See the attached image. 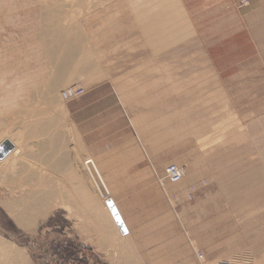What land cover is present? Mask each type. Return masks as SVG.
Listing matches in <instances>:
<instances>
[{"label": "rangeland", "instance_id": "1", "mask_svg": "<svg viewBox=\"0 0 264 264\" xmlns=\"http://www.w3.org/2000/svg\"><path fill=\"white\" fill-rule=\"evenodd\" d=\"M62 1L8 0L15 10L4 15L14 16L18 22L27 14L39 19V36L34 39L39 41L37 47L54 50L45 76L53 79L63 64L68 65L64 73L69 70L71 73V82L59 87L61 102L64 103L61 91L72 86L82 88L85 93L97 85L105 92L117 94L124 116L117 139L120 136V140H138L153 159L158 161L167 154L166 166L174 164L184 168L185 177L181 183L162 181L161 174L158 183L153 179L148 186H151V190L157 188L164 192V188L165 192L181 194L178 201L184 209L183 264H198L194 256L196 251L203 252L205 259L202 264H264V0H168L171 7L177 4L172 7L174 12L182 16V20L186 18L190 28L181 35L179 29L173 32L169 30V43L164 29L154 26V21L150 20L156 10L163 8L162 0ZM65 1L72 3L67 5ZM85 3L89 8L85 7ZM2 6L6 7L5 4ZM145 13L150 15L145 16ZM69 21L72 22L66 26ZM64 22L66 25L63 24V27ZM43 29L47 35L42 34ZM62 30L69 45L75 44L89 64L86 60L71 64L65 58L63 62L58 59L63 50L60 45ZM103 35L105 37L102 39ZM157 36L160 38H154ZM19 40L21 44L22 38ZM14 41L18 42L16 38ZM15 51L11 49L6 58L10 61L20 60L22 54ZM5 53L0 52L1 61L6 59ZM216 65L219 66L217 69ZM15 67L8 68V71H17ZM49 86L36 84L29 94L36 97L47 94ZM10 105L16 106L15 102ZM15 106L9 107L8 111L0 108V118L3 119L2 122L0 120V140L7 136L19 150L11 159L13 161L0 164V241L18 252L21 264H144V261L129 260L128 247L115 233V226L104 212L101 216V211H104L102 199L109 198V190L88 158L89 154L74 127L66 133L71 143V167L68 165L65 173L60 171L54 174L46 166H32L22 158L23 144L32 140L37 143L43 141L30 137L29 133H21L22 125H38L41 121L29 115L22 116L23 110H16ZM14 111H20V115H17L20 118L13 114ZM5 112H10V116H5ZM51 119L56 126L65 125L63 117ZM211 121L212 124L209 123ZM198 134L205 140L199 142ZM35 135L38 137V133ZM54 135L59 134L52 133ZM88 164L92 165V171L98 177L105 195H101ZM155 166L158 170L166 167ZM59 167V164H55L54 169L59 170ZM33 168L37 177L45 179L32 181ZM69 168L72 170L69 171ZM68 171L73 172L70 174ZM49 176L53 179L48 180ZM66 176L75 184L71 185L68 178L65 182L63 178ZM82 178L85 180L81 181ZM82 183L87 189L86 197L95 199L87 207L76 196L79 193L72 191L83 190L79 187ZM43 195L46 197L41 199L40 208L50 210L47 216L38 218L29 229L21 227L14 217L23 207L21 202L31 198L29 196L40 198ZM6 204H14L21 209L17 207L15 211ZM104 218H107L111 228L104 227ZM105 232L116 234L113 240L109 238L110 244L104 246L108 250L113 248L115 253H95L91 246L80 242L81 236L85 242L87 238L93 239L96 233L101 239Z\"/></svg>", "mask_w": 264, "mask_h": 264}, {"label": "crops", "instance_id": "2", "mask_svg": "<svg viewBox=\"0 0 264 264\" xmlns=\"http://www.w3.org/2000/svg\"><path fill=\"white\" fill-rule=\"evenodd\" d=\"M6 3H8V0H0V52H8L11 49H20L21 51L36 49L34 46H38L39 41L34 39L39 36V19L32 14H27L18 22L14 16L4 15L6 11L2 9V5ZM13 38L18 41L19 38H22V43L18 42L19 44H15ZM218 67L217 65L215 66L216 69ZM7 68V66H2V63L0 64L1 106L6 105L8 108L9 102L10 104L15 102V104H21L19 105L21 108L16 105V110L24 108V112H21L22 116L24 114L33 118H37L38 114L41 116L38 117L41 124L23 125L21 128V132L24 134L29 133L30 137L44 140L38 144L33 140V142L30 141L23 144L22 158L32 166H46L47 170L54 174L60 171L65 173L67 166L71 163V143L66 133L74 127L75 132L84 145V149L89 154L88 158L92 160L99 175L107 185L109 198L123 222L126 231L124 236L121 235L119 230H117V233L114 226H112L115 233L123 239V244L128 247L126 252L129 254V260L144 261V264H183L181 257L183 256L185 241L184 209L183 204L178 201L181 198V194L165 192L164 188L162 189L164 192H160L157 188H152L151 190V186L148 188L153 179L158 183V178L161 174L163 175L165 167L162 170H158L155 164H158L159 167L166 166L168 156L164 154L157 161V159H153L150 156L140 141L120 140V136L117 139V134L121 131L124 118L122 113L123 106L117 94L105 92L103 88L96 85L87 89L75 102H61L57 93L58 90L55 91V89L53 93H51L52 90H48L47 94H39L36 97L29 94L36 84L56 85L59 89V87L71 82L70 70L62 76L56 78L54 76L53 79L49 80L47 76L40 77L36 72L37 70L33 68L29 81L26 80L25 84H16L12 88L13 84L8 78L7 70L5 72L2 71ZM23 103H25V106ZM32 108H37L36 114H33L36 110H32ZM5 114L7 115L8 113ZM17 114L20 115V112H17ZM50 117H63L65 125L56 126L53 120H50ZM44 119H47L46 123H44ZM23 128L24 130L22 131ZM25 130L28 131L25 132ZM52 131L57 132L59 135L52 136ZM36 133H38V137H36ZM32 145L31 153L28 147ZM26 150L28 151L26 152ZM24 152L27 154L25 155ZM55 164L62 166L60 167L62 170L60 168L59 170L54 169ZM179 167L183 170L184 178L185 170L183 167ZM34 169H32V181L45 179L44 177H37L36 169ZM47 178L48 180L53 179L51 176ZM159 186L162 187L161 185ZM103 212L101 211V216ZM108 224L110 223L107 218H104V227L111 228ZM115 233L107 234L105 232L101 239L100 235L96 233L93 239L87 238L85 242L83 236H81L80 242L91 246L95 253L103 254L105 251L115 253L113 248L108 250L104 247L110 244L113 237H116ZM117 243H119V240Z\"/></svg>", "mask_w": 264, "mask_h": 264}, {"label": "bare ground", "instance_id": "3", "mask_svg": "<svg viewBox=\"0 0 264 264\" xmlns=\"http://www.w3.org/2000/svg\"><path fill=\"white\" fill-rule=\"evenodd\" d=\"M61 1V0H60ZM64 1V0H63ZM62 1V2H63ZM69 1V0H68ZM77 1V0H76ZM93 1V0H92ZM121 1H123V0H121ZM147 2L149 1V0H146ZM152 1V0H151ZM154 1V0H153ZM156 1H158V0H156ZM66 3H67V5H68V3L69 2H67V1H65ZM74 2V1H73ZM78 2H80V3H83V1L81 2V1H78ZM124 2V1H123ZM123 2H122V4H123ZM132 2V1H131ZM222 2V1H221ZM43 3V2H42ZM72 2H70L69 4H71ZM87 4H88V1L86 2ZM86 3H85V7L86 8H89V7H87L86 6ZM144 3V2H143ZM153 3V2H152ZM156 2H154V4H155ZM158 3V2H157ZM162 3L164 4L163 5V8H161L162 9V12H161V9L159 10H156V9H154V10H156V13H155V15L154 16H152L151 18H150V20L152 19L153 21H154V26H157L159 29H164V32H166V38H167V42H168V34L170 33V31L171 32H173V31H176V30H178L179 29V35H181L182 33H187V31L190 29L189 28V22L187 21V19L186 18H184L183 20L181 19V17L182 16H179V14H177V12L175 13L174 12V8H172V7H174V6H176V5H174V6H172L171 7V5H169L168 4V0H162ZM161 3V4H162ZM57 4V3H56ZM95 4V3H94ZM120 4V3H119ZM122 4H120V5H122ZM247 4V3H246ZM6 5V7H3L2 9L3 10H5L6 12L5 13H7V12H9V11H12V10H15V8H14V6H10V2H8V3H6L5 4ZM46 5V4H45ZM54 5V4H53ZM64 5V4H63ZM95 5H97V4H95ZM103 5V4H102ZM101 4H98V6H102ZM106 5V4H105ZM115 5V4H114ZM139 5V4H138ZM138 5H136V6H138ZM146 5V4H145ZM156 5V4H155ZM154 5V6H155ZM158 5V4H157ZM156 5V6H157ZM9 6L11 7V9L9 8ZM83 6V5H82ZM81 6V7H82ZM89 6H91V5H89ZM125 6V5H124ZM151 6H153V5H151ZM13 7V8H12ZM96 7V6H95ZM128 6H126V8H127ZM139 8H140V6H138ZM137 7V8H138ZM143 7H144V5H143ZM150 7V6H149ZM65 8V7H64ZM98 8V7H97ZM155 8H157V7H155ZM99 9H101V8H99ZM107 9V8H106ZM114 9V8H113ZM113 9H112V11H113ZM129 9V8H128ZM141 9V8H140ZM177 9H178V7H177ZM125 10V9H124ZM131 10H133L132 8H131ZM135 10H137V9H135ZM146 10H148V9H146ZM153 10V11H154ZM108 11H111V9L110 10H108ZM128 11V10H127ZM138 11V10H137ZM143 12H144V10H142ZM178 11V10H177ZM86 12H87V10H86ZM90 12V11H89ZM89 12H87V13H89ZM97 12V11H96ZM102 12V11H101ZM105 12V11H104ZM103 12V13H104ZM106 12H107V10H106ZM155 12V11H154ZM154 12H152V13H154ZM179 12H180V10H179ZM116 13V12H115ZM151 13V12H150ZM162 13V14H161ZM62 14H65V13H62ZM146 14V13H145ZM149 14V13H148ZM186 14V13H185ZM93 15V14H92ZM112 15H114V14H112ZM137 15V14H136ZM138 15H140V13L138 14ZM142 15H144V14H142ZM150 15V14H149ZM149 15H145V16H149ZM152 15V14H151ZM181 15H183V13L181 14ZM91 16V15H90ZM101 16H103V15H101ZM184 16V15H183ZM94 17V16H93ZM95 17H96V14H95ZM107 16H105V18H106ZM143 17V16H142ZM142 17H141V19H142ZM62 18V17H61ZM109 19H110V17H108ZM134 18H135V16H134ZM87 19V18H86ZM137 19H138V17H137ZM147 19V18H146ZM146 19L144 20V21H146ZM73 20V19H72ZM112 20V19H111ZM116 20H118V19H116ZM143 20V19H142ZM150 20H148V22H150ZM104 21H106V20H104ZM50 22V21H49ZM63 22V21H62ZM70 22H72V21H69V23H67V25L65 24V22L64 23H62V25L63 24H65L66 26H68V25H70ZM101 22V21H100ZM107 22V21H106ZM110 22V21H109ZM140 22L142 23V21L140 20ZM140 22H139V25H140ZM74 23V22H73ZM133 23H134V21H133ZM137 24H138V22H137ZM137 24H135V25H137ZM71 25H72V23H71ZM100 25H102V22L100 23ZM116 25V24H115ZM104 26V25H103ZM111 26V25H110ZM116 26H118V25H116ZM148 26H149V24H148ZM152 26V25H151ZM63 27H64V25H63ZM112 27V26H111ZM110 27V28H111ZM114 27V26H113ZM50 28V27H49ZM57 28V27H56ZM97 28V27H96ZM105 28V27H104ZM110 28H106L107 30H111ZM116 28V30H118L117 29V27H115ZM114 28V29H115ZM38 29V28H37ZM67 29V28H66ZM71 29V28H70ZM98 29H100V28H98ZM143 29V28H142ZM159 29H157V30H159ZM44 30V29H43ZM73 30V29H72ZM170 30V31H169ZM40 31V30H39ZM93 31H94V29H93ZM97 31V30H96ZM99 31V30H98ZM97 31V32H98ZM121 31H122V29H121ZM149 31V30H148ZM154 31V30H153ZM168 31H169V33H168ZM58 32V31H57ZM102 32H103V30H102ZM118 32V31H117ZM140 32V31H139ZM163 32V33H164ZM71 33V32H70ZM101 33V32H100ZM99 33V34H100ZM42 34L44 35H47V32L44 30L43 32H42ZM84 34V33H83ZM86 34V33H85ZM91 34V33H90ZM98 34V36H101V35H99ZM105 34V33H104ZM109 34V33H108ZM63 37L61 38V43H60V45H61V47H62V49L63 50H61L60 52V54H59V58L58 59H60V61L61 62H63V61H65V59H66V61H70V63L72 64V63H79V62H83L84 60H86V63H88L89 64V62L87 61V59H84L83 58V56L81 55V53H79V49L77 48V46H74L75 44H71V45H69L70 43H69V40H68V38H67V36H66V33L65 32H63V30H62V34H61ZM96 35V34H95ZM164 35V34H163ZM164 35V36H165ZM173 35H175L174 33H173ZM173 35L171 36V37H173ZM84 36V35H83ZM87 36H89V35H87ZM97 36V37H98ZM145 36V35H144ZM160 36V35H159ZM159 36H157V37H154V38H160ZM164 36H162V37H164ZM69 37V36H68ZM92 37V36H91ZM96 37V38H97ZM103 37H105L104 35L102 36V39H103ZM148 37H150V35L148 36ZM161 37V38H162ZM89 38V37H88ZM15 38H13V40H14ZM91 39V38H90ZM89 39V40H90ZM94 39V38H93ZM98 39V38H97ZM139 39V38H138ZM153 39V38H152ZM89 40H88V42H89ZM96 40V39H95ZM95 40H92L91 42H94ZM98 40H100V38L98 39ZM140 40V39H139ZM170 40V39H169ZM20 41V40H19ZM18 41V42H19ZM153 40H151L150 42H152ZM18 42H15L14 41V43L15 44H17ZM87 42V41H86ZM87 42V43H88ZM98 42V41H97ZM139 42V41H138ZM149 42V41H148ZM157 42V41H156ZM90 43V42H89ZM94 43H96V42H94ZM94 43H93V45H94ZM136 43V42H135ZM153 43V42H152ZM164 43V42H163ZM163 43H161V44H163ZM169 43V42H168ZM43 44V43H42ZM131 44V43H130ZM143 44H150L151 45V43H144L143 42ZM153 44H156V43H153ZM38 45H39V43H38ZM88 45V44H87ZM92 45V44H91ZM97 45V44H96ZM132 45H133V43H132ZM168 45V44H167ZM56 46H57V44H56ZM95 46V45H94ZM93 46V47H94ZM131 46V45H130ZM155 46V45H154ZM197 46H199V45H197ZM41 46H39V48H40ZM141 47H142V45H141ZM145 47H147V46H145ZM160 47V46H159ZM39 48H37V46H36V49H34V50H29V51H21V50H17V51H15V53H20V54H22L21 55V59L20 60H18V61H10V59H8V57L6 58V56H8V54H9V51L7 52V53H5V60L4 61H1L0 62V64L2 63V66L4 65V66H7L8 68H11V67H14V65L16 66L15 68L16 69H18L17 71H15V72H12V71H8V68L6 69L7 70V74H8V78H10V82H12V84H13V86H12V88L13 87H15V85L16 84H25V82H26V80H28L29 79V77L32 75V72H33V68L35 69V70H37L36 72L40 75V77L41 76H43V77H45V71L47 70V68H48V66H49V64H51V61H52V58H53V53H54V50L53 49H39ZM69 48V49H68ZM112 48V47H111ZM152 48H154V47H152ZM151 48V49H152ZM157 48V47H156ZM88 49V48H87ZM90 49H92V48H90ZM150 49V50H151ZM163 49H165V48H163ZM175 49V48H174ZM13 50V49H12ZM66 50V51H65ZM83 50H84V47H83ZM148 50V49H147ZM157 50V49H156ZM86 52H87V50H85ZM159 52H160V50H158ZM164 51V50H163ZM84 52V51H83ZM162 52V51H161ZM160 52V53H161ZM174 52H176V51H174ZM66 53V54H65ZM168 53V52H167ZM107 54V53H106ZM123 54V53H122ZM151 54V53H150ZM150 54H149V56H150ZM65 55H66V57H65ZM84 55V54H83ZM111 55V54H110ZM141 55V54H140ZM158 55H159V53H158ZM82 56V57H81ZM87 56V55H86ZM86 56H84V57H86ZM97 56V55H96ZM149 56H146V57H148L149 58ZM163 56H165V55H163ZM166 56H168V54L166 55ZM170 56H171V54H170ZM175 56H177V55H175ZM88 57V56H87ZM86 57V58H87ZM90 57V56H89ZM98 57V56H97ZM115 57V56H114ZM146 57H144V58H146ZM155 57V56H154ZM156 57H157V55H156ZM9 58H11V57H9ZM65 58V59H64ZM100 58V57H99ZM143 58V59H144ZM161 58V57H160ZM57 59V60H58ZM83 59V60H82ZM89 59V58H88ZM152 59V58H151ZM157 59V58H156ZM101 60V59H100ZM147 60V59H146ZM139 61V60H138ZM148 62H151V61H148ZM147 62V63H148ZM167 62V61H166ZM11 65H10V64ZM113 63V62H112ZM12 64H14V65H12ZM56 64V63H55ZM92 64V63H91ZM97 64H99V63H97ZM178 64V63H177ZM148 65V64H147ZM146 65V66H147ZM67 66L68 65H65V64H63V65H61L60 66V68H59V70H57V72H58V75H56L55 76V78L56 77H59V76H62V74H64V69L66 70V68H67ZM97 66H99V65H97ZM158 67V66H157ZM195 67V66H194ZM153 69V68H152ZM51 70V69H50ZM170 70V69H169ZM195 70V69H194ZM154 75V74H153ZM171 75V74H170ZM158 76V75H157ZM184 76H185V74H184ZM179 77H181V76H179ZM29 81V80H28ZM49 89L50 90H52V92L51 93H53L54 92V89H55V91H57V90H59L58 89V86H56V85H53V86H49ZM67 90V89H66ZM63 91H65V90H63ZM63 91H61V93L63 92ZM57 93H58V91H57ZM21 95V94H20ZM15 96V95H14ZM19 96V95H18ZM22 96H23V94H22ZM46 96V95H45ZM24 97H25V95H24ZM49 97V96H48ZM26 99H27V96H26ZM25 99V100H26ZM39 99V98H38ZM61 99H62V101H64L63 100V98H62V94H61ZM19 100H20V98H19ZM12 101H14V100H12ZM11 101V102H12ZM38 102V101H37ZM64 102H67V101H64ZM21 103V102H20ZM24 104V106H25V103H23ZM38 105H39V102L37 103ZM2 104H0V108L1 109H8L9 107H12L13 108V106H15V105H11L10 106V103H9V106H8V108H7V106L6 105H4V106H1ZM16 105H20V104H16ZM20 107V106H19ZM37 107H39V106H37ZM44 107V106H43ZM52 107V106H51ZM16 108H17V106H16ZM39 108H42V107H39ZM26 109V108H25ZM34 108H32V110H33ZM37 109V108H36ZM36 109H34V110H36ZM22 110H24V108H22ZM39 110V109H38ZM3 111V110H2ZM8 111V110H7ZM10 111V110H9ZM11 111H12V109H11ZM10 111V112H11ZM45 111V110H44ZM46 111H49V110H46ZM52 111V110H51ZM9 112V113H10ZM13 112V111H12ZM16 112V113H15ZM17 112L18 111H14V113L13 114H16V117H18L17 115ZM20 112V111H19ZM24 112V111H23ZM6 113V112H5ZM8 113V114H9ZM27 113V112H26ZM30 113H32V112H30ZM37 113V110H36V112H33V114H36ZM44 113V112H43ZM52 113H54V112H52ZM187 113V112H186ZM206 113V112H205ZM4 114V113H3ZM7 114V115H8ZM29 114V113H28ZM51 114V113H50ZM49 114V115H50ZM7 115H5V116H7ZM27 115V114H26ZM4 116V117H5ZM10 115H8V117H9ZM11 116H12V114H11ZM34 116V115H33ZM40 115L38 114V117H39ZM42 116H43V114H42ZM15 117V116H14ZM24 117H25V114H24ZM34 117H36V116H34ZM37 117V118H38ZM41 117V116H40ZM12 119H13V117H11ZM18 118H20V116L18 117ZM32 118V117H31ZM48 118H49V116H48ZM23 119V118H22ZM27 119H29V117L27 118ZM202 119V118H201ZM208 119V118H207ZM207 119H204V120H207ZM210 119V118H209ZM233 119V118H232ZM0 120H1V118H0ZM3 120V119H2ZM2 120H1V122H2ZM7 120V119H6ZM41 120H42V118H41ZM24 121V120H23ZM177 121V120H176ZM183 121V120H182ZM200 121H202V120H200ZM217 121V120H216ZM216 121H214V122H216ZM4 122V121H3ZM11 123L13 122V121H10ZM44 122H46V121H44ZM218 122V121H217ZM221 122V121H220ZM229 122V121H228ZM230 122H231V120H230ZM229 122V123H230ZM10 123V124H11ZM24 123H26V122H24ZM32 123V122H31ZM37 123H38V121H37ZM203 123H204V121H203ZM209 123H211L212 124V121L211 122H209ZM13 124H14V122H13ZM22 124V123H21ZM20 124V125H21ZM33 124V123H32ZM41 124V123H40ZM211 124H209V125H211ZM7 125H8V123H7ZM14 125H16V124H14ZM18 125V124H17ZM26 125V124H25ZM34 125V124H33ZM202 125V124H201ZM215 125V124H214ZM3 126V125H2ZM2 126H1V128H2ZM4 126H6V125H4ZM10 126V125H9ZM23 126V125H22ZM14 127V126H13ZM25 127V126H24ZM6 128V127H5ZM18 128V127H17ZM19 128H21V126L19 127ZM29 128V127H28ZM32 128V127H31ZM34 128V127H33ZM198 128V127H197ZM203 128V127H202ZM200 129V130H203V129ZM208 128V127H207ZM211 128H212V125H211ZM213 128H215V127H213ZM219 128V127H218ZM16 129V128H15ZM26 129V128H25ZM210 129V128H209ZM24 130V128L22 129V131ZM29 130V129H28ZM28 130H25V132L26 131H28ZM32 130V129H31ZM38 130V129H37ZM216 130H218V129H216ZM6 131H8V130H6ZM11 131H12V129H11ZM55 131V130H54ZM54 131H52L54 134H55V132ZM207 131V130H206ZM237 131V130H236ZM2 132V131H1ZM36 132V131H35ZM197 132V131H196ZM201 132V131H200ZM199 132V133H200ZM3 133V132H2ZM22 133V132H21ZM34 133V132H33ZM32 133V134H33ZM209 133H211V132H209ZM212 133H214V132H212ZM4 134V133H3ZM2 134V135H3ZM7 134H8V132H7ZM197 134V133H196ZM200 134H202V133H200ZM217 134V133H216ZM216 134H214V135H216ZM22 135V134H21ZM218 135V134H217ZM12 136V135H11ZM212 136V135H211ZM7 136H5V137H2L1 138V140H0V144L4 141V140H7V141H9V139L8 138H6ZM8 137L10 138V136L8 135ZM16 137V136H15ZM18 137V136H17ZM32 137V136H31ZM44 137H46V136H44ZM197 138H198V140H199V142L200 141H203V140H205L204 139V137L203 136H199V134H198V136H197ZM15 139V138H14ZM43 140V139H42ZM228 140V138L226 139V141ZM19 141V140H18ZM22 141V140H21ZM20 141V142H21ZM28 142H29V140H27ZM34 141V140H33ZM32 141V142H33ZM44 141V140H43ZM9 142H11V144H13V146H14V150L8 155V156H6L3 160H4V162H0V164H4V163H6L7 164V162H9L11 159H13V158H15L14 156L15 155H17L18 153V151H17V148H16V143H14L13 141H11V139H10V141ZM19 142V143H20ZM222 142V141H221ZM36 144H38V143H36ZM50 144H52L51 142H50ZM17 145H18V143H17ZM20 145H21V143H20ZM28 145V144H27ZM26 145V146H27ZM30 145V144H29ZM49 146V145H48ZM31 147H33V145L32 146H30V147H28V149H29V152H30V150H31V153H32V149H31ZM50 148V147H49ZM20 149V148H19ZM25 149V148H24ZM28 150H26V152H27ZM35 151V150H34ZM21 152V151H20ZM26 152H24V154L26 155L27 153ZM23 153V152H22ZM40 153V152H39ZM23 154V155H24ZM30 154V153H29ZM34 154V153H33ZM47 154V153H46ZM22 155V154H21ZM24 155V156H25ZM44 156H46V155H44ZM20 157V156H19ZM33 157V156H32ZM17 158V157H16ZM42 158H43V156H42ZM41 158V159H42ZM38 159H40V158H38ZM40 159V160H41ZM15 160V159H14ZM1 161V160H0ZM11 161H13V160H11ZM18 161V160H17ZM21 161V160H20ZM20 161H18V162H20ZM39 162V161H38ZM74 162V161H73ZM25 163V162H24ZM23 163V164H24ZM75 163V162H74ZM71 164V163H70ZM8 165H10V164H8ZM34 165H36L35 163H34ZM70 167H71V165H69ZM10 167V166H9ZM41 167V166H40ZM39 167V168H40ZM62 167V166H61ZM68 167V166H67ZM60 168V167H59ZM34 169V168H33ZM35 170V169H34ZM70 170H72L71 168H69V171ZM5 171V170H4ZM32 171V170H31ZM68 171V172H69ZM6 172V171H5ZM34 172V171H33ZM36 172V171H35ZM38 172V171H37ZM41 172V171H40ZM73 172V171H72ZM72 172H69L70 174H72ZM76 172V171H75ZM81 172V171H80ZM43 173H44V171H43ZM79 173V172H78ZM2 174H3V172H2ZM5 174V173H4ZM39 174V173H38ZM45 174V173H44ZM11 175V174H10ZM40 175H42L41 173H40ZM65 175V174H64ZM69 176V175H68ZM68 176H66V178H63L64 180L65 179H67L68 178ZM73 176H74V174H73ZM72 175H71V180H73V177ZM2 178H3V176H1ZM8 177V176H7ZM39 177V176H38ZM62 177H63V175H62ZM10 178H13V177H10ZM53 178V177H52ZM74 178H76L75 176H74ZM69 180H70V178H68ZM77 179V178H76ZM39 180V179H38ZM61 180H62V178H61ZM70 180V181H71ZM85 180V179H84ZM83 180V178H82V180L81 181H84ZM44 181H46V180H44ZM60 181V180H59ZM69 181V182H70ZM75 181V180H74ZM65 182H66V180H65ZM64 182V183H65ZM76 182V181H75ZM77 182H80V181H77ZM74 183V182H73ZM72 183V181H71V185L73 184ZM86 183V182H85ZM180 183V182H179ZM33 184V183H32ZM56 184V183H55ZM63 184V183H62ZM75 184V183H74ZM88 184V186L89 185H91V183L89 182V183H87ZM86 184V185H87ZM178 184V183H177ZM48 185V184H47ZM76 185H78V184H76ZM45 186V185H44ZM62 186H64V185H62ZM68 186V185H67ZM29 187V186H28ZM32 187V186H31ZM46 187V186H45ZM78 186H76L75 188H77ZM79 187H82L83 188V190L82 189H76V190H72V191H74L75 193H79V194H77L76 196L77 197H79V200H81L82 201V203H83V206H84V202H85V206L86 205H88V206H90L91 204H92V202L95 200H91L92 198H89L88 196V198L86 197V190L87 189H85L84 187H85V185L82 183L81 185H79ZM13 188V187H12ZM17 188H18V186H17ZM36 188V187H35ZM58 188V187H57ZM71 188H73L72 186H71ZM74 188V189H75ZM89 188H90V186H89ZM42 189H44V188H42ZM56 189V188H55ZM11 190H13V189H11ZM37 190V189H36ZM46 190V189H45ZM71 190V189H70ZM90 190V189H89ZM43 191V190H42ZM91 191V190H90ZM13 192H14V190H13ZM33 192V191H32ZM46 192H48V191H46ZM68 192V191H67ZM74 192H72L73 194H74ZM89 193V192H88ZM91 193V192H90ZM37 194V193H36ZM63 194V193H62ZM67 194H70V193H67ZM67 194H66V198H67ZM92 194V193H91ZM65 195V194H64ZM90 195V194H89ZM22 196V195H21ZM28 196V195H27ZM49 196H51L50 194H49ZM91 197H93L92 195H90ZM29 197H31V198H27V199H25V202H21V205L23 206L22 207V209H21V207L19 206H16V205H14V204H10L11 206H9V205H7L8 207H10V209L13 207V209H15V211L18 209V208H20L21 209V211L18 209V211H19V213H17V215L16 216H14L15 217V221H17V223L19 224V225H21V227L23 226V228H27V229H29L31 226H33L34 224H35V222L37 221V219L38 218H44V217H46L47 216V213H48V211H50V210H46V209H42V208H40V206H41V203L43 202L42 200L43 199H45V197L46 196H41L40 198H35V196H29ZM65 197V196H64ZM53 198V197H52ZM65 198V199H66ZM70 198V197H69ZM72 198V197H71ZM70 198V199H71ZM21 199V198H20ZM42 199V200H41ZM56 199H57V197H56ZM62 199V198H61ZM64 199V200H65ZM68 199V198H67ZM73 199V198H72ZM17 200H18V198H17ZM22 200V199H21ZM86 200H87V202H86ZM108 200H110V198H104L103 197V199H102V208H103V210H104V213H106V216L110 219V221H111V223L115 226V228H116V224H115V222H114V220H113V218H112V216H111V214H110V212H109V210H108V208H107V206H106V204H105V202L106 201H108ZM9 201V200H8ZM42 201V202H41ZM68 201H70V200H68ZM48 202V201H47ZM76 202V201H75ZM80 202V201H79ZM11 203V202H10ZM17 204V203H16ZM20 204V203H19ZM15 206H16V208H15ZM79 206V205H78ZM82 206V205H81ZM18 207V208H17ZM49 207V206H48ZM87 207V206H86ZM45 208H47V207H45ZM85 208V207H84ZM48 209V208H47ZM78 209V208H77ZM88 209H89V207H88ZM91 209V208H90ZM93 209H95V208H92V210ZM118 209V208H117ZM82 210V209H81ZM119 210V209H118ZM17 211V212H18ZM88 211V210H87ZM95 211V210H94ZM252 211V210H251ZM82 212V211H81ZM96 212H98L97 214H99V210H97ZM15 213V212H14ZM92 213V212H91ZM13 214V213H12ZM11 215V214H10ZM12 217V216H11ZM39 220V219H38ZM116 230H118L117 228H116ZM196 251V250H195ZM196 252H200V251H196ZM195 252V253H196ZM195 253H194V256H195ZM203 255V254H202ZM197 261V260H196ZM203 261H204V257H203ZM203 261L201 262V264L203 263ZM197 263L198 264H200L198 261H197ZM0 264H21L20 263V261H19V254H18V252L16 251V250H14L13 249V247H11L10 245H8L7 243H5V242H2V241H0Z\"/></svg>", "mask_w": 264, "mask_h": 264}, {"label": "built area", "instance_id": "4", "mask_svg": "<svg viewBox=\"0 0 264 264\" xmlns=\"http://www.w3.org/2000/svg\"><path fill=\"white\" fill-rule=\"evenodd\" d=\"M61 94L63 100L68 102L81 97L84 94V90L80 87L72 86L69 87L67 90L63 91ZM182 178H183V170L177 165L169 164L164 168L161 180L166 181L170 184H177L181 182ZM195 258L201 264V262L203 261L202 253L196 252Z\"/></svg>", "mask_w": 264, "mask_h": 264}, {"label": "water", "instance_id": "5", "mask_svg": "<svg viewBox=\"0 0 264 264\" xmlns=\"http://www.w3.org/2000/svg\"><path fill=\"white\" fill-rule=\"evenodd\" d=\"M14 150V146L13 144H11V142L5 140L3 141L1 144H0V160H3L6 156H8L12 151ZM88 169L91 170L92 172V175H93V178H94V181L96 182L98 188L100 189V193L101 195H105V192L104 190L102 189L101 187V183L98 179V177L96 176L95 172L92 171L93 168H92V165L91 164H88ZM119 232L121 233V235H126V231H125V228H124V225H123V222L121 221V218L113 204V202L111 200H108L105 202ZM119 218V219H118Z\"/></svg>", "mask_w": 264, "mask_h": 264}, {"label": "snow or ice", "instance_id": "6", "mask_svg": "<svg viewBox=\"0 0 264 264\" xmlns=\"http://www.w3.org/2000/svg\"><path fill=\"white\" fill-rule=\"evenodd\" d=\"M119 219V218H118Z\"/></svg>", "mask_w": 264, "mask_h": 264}]
</instances>
